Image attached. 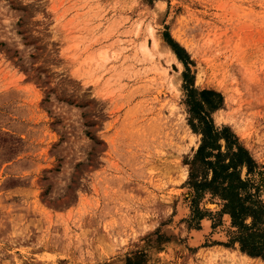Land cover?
<instances>
[{
  "label": "rangeland",
  "instance_id": "rangeland-1",
  "mask_svg": "<svg viewBox=\"0 0 264 264\" xmlns=\"http://www.w3.org/2000/svg\"><path fill=\"white\" fill-rule=\"evenodd\" d=\"M189 89L255 162L261 231L264 0H0V264H264L190 181Z\"/></svg>",
  "mask_w": 264,
  "mask_h": 264
},
{
  "label": "trees",
  "instance_id": "trees-1",
  "mask_svg": "<svg viewBox=\"0 0 264 264\" xmlns=\"http://www.w3.org/2000/svg\"><path fill=\"white\" fill-rule=\"evenodd\" d=\"M167 41L178 55L177 46L173 42ZM196 94L199 97L198 101L193 99V95ZM187 103L191 106V110H189L191 128L194 132L201 134V144L190 163V181L196 187L197 192L199 188H207L213 195H217L225 201V210L229 212L232 224L246 230L235 237V241L239 242L241 250L249 256L261 257L264 260V241L262 240L264 229L252 231L257 227V223H260L256 215L260 209L247 204L246 197L249 195L246 194V191L249 183L241 179L240 176L242 167H245L249 173L256 167V164L228 128L214 127L209 114L222 104L219 93L212 90L197 92L194 89H189L187 90ZM192 120H195L196 123ZM220 141H223L224 144H220ZM199 166L206 171L200 182L197 181ZM207 172H211L209 180H207ZM243 192L245 195H241ZM259 213L263 214V211H259ZM247 217L252 218V223L249 226L244 224Z\"/></svg>",
  "mask_w": 264,
  "mask_h": 264
},
{
  "label": "bare ground",
  "instance_id": "bare-ground-1",
  "mask_svg": "<svg viewBox=\"0 0 264 264\" xmlns=\"http://www.w3.org/2000/svg\"><path fill=\"white\" fill-rule=\"evenodd\" d=\"M162 5L163 4H161V6ZM148 35H149V39L151 41V45L148 46V44L146 42H143L140 46V50L144 56H150L151 51L152 50L157 51V48L160 47V45H161V40H160L159 36L156 35V33L152 27L149 28ZM165 48L167 49L169 54L174 57L172 51L167 46H165ZM226 219H228V217H226ZM207 225H208L207 222H204L205 229L207 228Z\"/></svg>",
  "mask_w": 264,
  "mask_h": 264
}]
</instances>
